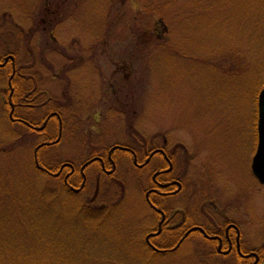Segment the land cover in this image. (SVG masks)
I'll use <instances>...</instances> for the list:
<instances>
[{
    "label": "rangeland",
    "instance_id": "1",
    "mask_svg": "<svg viewBox=\"0 0 264 264\" xmlns=\"http://www.w3.org/2000/svg\"><path fill=\"white\" fill-rule=\"evenodd\" d=\"M6 53L16 54L25 79H35L27 86L48 88L71 104L64 140L39 151L47 164L79 167L109 145L167 138L170 150L189 157L181 167L190 185L199 164L201 205L211 198L238 223L249 249H264V186L251 175L264 87V0H0V55ZM38 55L52 59L50 72ZM9 72L0 69V245H11L2 237L20 240L31 210L41 209L74 223L73 234L56 239L61 253H54V264H245L213 256L216 249L200 240L176 254L143 251L132 239L144 238L154 223L143 191L148 175L130 162L120 161L115 180L92 167L84 197L48 193L49 178L34 160L47 133L29 135L10 120ZM58 128L50 129L54 138ZM97 193L98 202H114L109 221L95 228L76 211L60 213ZM196 220L209 226L204 216Z\"/></svg>",
    "mask_w": 264,
    "mask_h": 264
},
{
    "label": "flooded vegetation",
    "instance_id": "2",
    "mask_svg": "<svg viewBox=\"0 0 264 264\" xmlns=\"http://www.w3.org/2000/svg\"><path fill=\"white\" fill-rule=\"evenodd\" d=\"M49 31L50 35L54 34V30ZM52 38L55 39L54 36ZM14 55L15 60H17L16 54ZM7 56L9 53L4 56L0 55V69L9 66L11 72L6 77L10 120L14 124H22L24 128L34 131L38 136L47 133L45 137L40 138L43 139L40 145L57 146L64 140L65 118L70 119L71 104L62 99L63 95L61 98L53 96L54 93L48 88L47 90H39L34 86V83L32 86H27V80L35 82L34 78L25 79L23 74H20L15 80L19 69L16 68V61L13 63V60H6ZM35 60H39L46 68H49V72L53 67L50 58L38 55ZM73 65L72 60H69L67 67L69 71ZM64 70L65 68H62L63 72ZM20 71L23 72V69ZM56 78L51 79L59 80ZM66 88L67 86L64 84L63 92ZM63 102L68 112L63 111ZM63 113L66 117L63 116ZM55 125L59 127L57 138L49 133L50 129H55ZM256 136L258 143L257 129ZM137 138L135 142H128L123 145L116 144L112 147L109 145L104 149H97L91 153L90 157L87 154L88 159L79 167L71 161L59 164L56 167L57 171L52 172L50 177L60 181L68 190L82 194L91 189L87 173L92 167H97V176L104 175L115 180L120 161L130 162L133 164L134 170L140 174L148 175V183L143 191L146 205L154 217V223L144 229L143 233L146 236L143 240L151 254H176L184 244L188 242L197 243L203 239L214 243L216 249V252H213L214 256L238 258L243 260L242 262L245 264H260L262 262L261 255L258 250L247 247V243L243 239V231L238 223L227 218L221 206L212 201L211 198L204 200L205 202L201 205L199 164L195 163V179H192V185H190L181 167L184 155L187 156L184 153L185 150L179 151L177 148L170 150L167 138L162 144L152 143L151 139L148 138ZM87 144H89L88 140L85 142V145ZM88 147L89 145L86 146L87 149H89ZM193 156L192 160L195 158ZM67 163L71 166L63 168ZM86 164L87 167L83 173L81 169ZM251 175L253 176L252 173ZM254 179L257 185L261 186L255 177ZM98 181L99 179L97 183ZM96 189H99V183ZM97 198L98 193L92 200ZM185 198L188 202L183 204V201L182 205L178 204L180 200ZM189 205H191L190 209L188 208ZM198 215L204 216L208 220L209 226L197 221ZM216 218L222 221L221 226L215 224Z\"/></svg>",
    "mask_w": 264,
    "mask_h": 264
},
{
    "label": "trees",
    "instance_id": "3",
    "mask_svg": "<svg viewBox=\"0 0 264 264\" xmlns=\"http://www.w3.org/2000/svg\"><path fill=\"white\" fill-rule=\"evenodd\" d=\"M57 15L58 13L55 14V16ZM21 73L23 74V72L17 70L15 80L18 79ZM53 131H49L50 135H52ZM28 133L29 135L30 133L35 135L34 131L32 130H29ZM40 162L49 171H57V168L54 165L52 166L51 164H47L43 158H41V156ZM48 178V182H46L47 186L44 185V189H47L48 193H52L55 197L69 195L76 197H79L80 195L83 196L82 194H77L71 190H68L60 181L50 177ZM98 199L94 200V202H87L83 198L81 204L77 205L75 203V209L72 206L65 205L63 206L64 209H62L60 213L62 214L64 211H66V213L70 212L75 214L76 211L78 215L85 218V221L94 223L96 228L98 222H107L111 219L112 212L115 208V206H113L114 202L110 200L98 202ZM31 212L33 213L34 217L31 220L26 219L27 222L24 221V223L19 228V233L22 237L20 240H9L2 237L3 240L10 242L11 245H0V264H54V258L56 257L54 253H61L58 251V249L61 247V241H57L56 239L62 238V236L68 232L72 234L74 233L73 222L66 223L65 225L63 222L58 221L56 217L51 216L46 210L38 209L31 210ZM4 231L5 230L3 228H0V233L2 235L4 234ZM11 232L16 233L15 230H12ZM37 235L41 237L43 235V237L37 239ZM132 240L139 244L140 248L143 249V251H146L150 257L159 256L158 254H151L147 250L143 237H140V239L134 238ZM200 241L203 246H207L210 250L211 248H214L213 242L205 241L203 239H200ZM210 253H212L213 256L215 255L211 251ZM258 253L262 258V262L260 264H264V249L258 250ZM55 264H63V261L58 260Z\"/></svg>",
    "mask_w": 264,
    "mask_h": 264
},
{
    "label": "water",
    "instance_id": "4",
    "mask_svg": "<svg viewBox=\"0 0 264 264\" xmlns=\"http://www.w3.org/2000/svg\"><path fill=\"white\" fill-rule=\"evenodd\" d=\"M9 59H13V56H10L7 61ZM37 165L39 166V162H37ZM85 167L86 165L82 168V171ZM252 172L256 179L264 185V89L258 97V147L252 162Z\"/></svg>",
    "mask_w": 264,
    "mask_h": 264
}]
</instances>
